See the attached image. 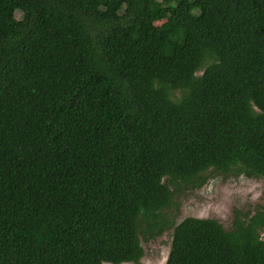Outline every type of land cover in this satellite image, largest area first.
Listing matches in <instances>:
<instances>
[{
    "label": "trees",
    "instance_id": "trees-1",
    "mask_svg": "<svg viewBox=\"0 0 264 264\" xmlns=\"http://www.w3.org/2000/svg\"><path fill=\"white\" fill-rule=\"evenodd\" d=\"M207 172L264 178V0H0V264H264L168 216Z\"/></svg>",
    "mask_w": 264,
    "mask_h": 264
},
{
    "label": "rangeland",
    "instance_id": "rangeland-1",
    "mask_svg": "<svg viewBox=\"0 0 264 264\" xmlns=\"http://www.w3.org/2000/svg\"><path fill=\"white\" fill-rule=\"evenodd\" d=\"M206 176L205 184L198 189L181 185L175 191L171 187L174 190L173 205L168 216L175 223L188 217L214 219L230 231L234 211L253 214L256 208L264 207V178L216 172H207ZM171 233L168 229L153 238H141L144 255L139 264H165Z\"/></svg>",
    "mask_w": 264,
    "mask_h": 264
}]
</instances>
